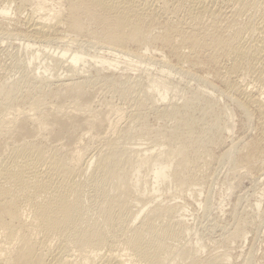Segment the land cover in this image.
Listing matches in <instances>:
<instances>
[{
    "label": "bare ground",
    "instance_id": "bare-ground-1",
    "mask_svg": "<svg viewBox=\"0 0 264 264\" xmlns=\"http://www.w3.org/2000/svg\"><path fill=\"white\" fill-rule=\"evenodd\" d=\"M261 5L0 0V37L19 41L27 54L18 80L0 78V264H231L230 249L206 253L200 238H189L184 203L156 202L154 194L167 183L177 199L201 195L197 151L205 146L190 115L178 114L197 107L202 131L223 145L219 120L227 135L230 115L212 91L255 120V135L230 147L238 156L233 178L250 174L264 184ZM82 45L101 52L90 77L79 68L88 64ZM40 55L52 63L41 64L43 72L32 67ZM150 67L160 68L159 77L150 78ZM48 70L54 73L45 76ZM135 71L144 74L140 84H130ZM171 73L211 92L185 87L179 103L177 87L165 80ZM102 90L124 107L112 106L107 95L94 101ZM148 113L174 125L149 129ZM141 138L149 147H140ZM260 259L264 264V253Z\"/></svg>",
    "mask_w": 264,
    "mask_h": 264
},
{
    "label": "rangeland",
    "instance_id": "rangeland-1",
    "mask_svg": "<svg viewBox=\"0 0 264 264\" xmlns=\"http://www.w3.org/2000/svg\"><path fill=\"white\" fill-rule=\"evenodd\" d=\"M263 6L264 5H261V8H263ZM23 16H25L24 12L21 17ZM0 39V78L2 77L8 81H16L23 72L22 64L27 59V54H25L26 52H24L22 47L19 46V44H21L19 41H14L11 39L5 40L1 37ZM82 46H80L81 49L79 47V50L84 56H87L84 59L88 60V64L86 63L84 67L79 66V68H83V70H85L82 73L83 76L88 77L90 74V76H93V69H91L90 66L91 64L99 66L97 63H95L99 60L95 58V56H99L98 53L101 54V52H98L97 50L88 46ZM59 47L61 49L63 48V46L61 47L60 45ZM66 48L78 50L77 45L70 43H68ZM56 53L58 54L59 50L54 51V48H52L50 54ZM92 57H94V59H91ZM45 61H47L46 63L48 65L52 64L51 62H48L47 57L40 55L37 60L32 62V67L35 66L34 68H38L40 72H43L40 67L41 64L45 63ZM85 66L87 68H85ZM141 67L142 69L144 68L143 66ZM150 69L151 72L149 73L153 76H150V78L159 77L160 68L150 67ZM56 71H58L57 74H61L63 72L61 69ZM137 72L138 71L131 72V76H137V78L130 81V84L141 83L139 76L142 77L144 74L141 75V71L138 73ZM52 73L54 72H50V70H48V72L45 73V76H48ZM165 80L177 87L179 93L176 95L177 100L175 99V101L179 103L183 101V99L178 100L181 95L183 98H186L187 96V91H182L185 90V87L191 89H196L198 87V90L200 87L199 91L201 92H203L202 89L205 90L204 87H206H203V85L201 86L197 83L196 85L192 80L187 78L184 79L183 77L172 73L171 75L169 74V76L167 75ZM209 90L210 89L206 88L203 94L206 95V92L210 93L211 90ZM101 94L107 95L109 97V101L111 102L112 106H123V101H121V99L116 94L108 90H102V93L98 92L94 98V101L100 100L102 97ZM210 94L211 98H214V100L218 102L219 108L225 107L228 108L229 111L228 113L230 116L227 118V123L231 128L229 133L225 135L219 132L225 126V122L223 120H219L220 122L218 125V139L224 140V146H216V144H213L209 133L202 131V123L196 122L201 119L197 107L186 111H179L178 114L179 116L184 114L190 115V117L195 121L193 128L196 132L200 133L202 141L201 144L205 146V149H201L200 152L197 151L199 168L196 171L198 186H196L195 189H198V192H201V195L197 196L196 193L192 196V200L188 201H184L179 198L177 199V196H174V190L170 188V185L163 183L160 193L154 194L155 196H158L155 201L157 202L158 200H164L165 198L166 200L168 199V201L171 199L173 202H181L185 204L186 210L188 211L185 214L186 219L188 224H190L193 229L192 232L194 231L193 235L189 238H200L202 243H204L206 246L203 250L204 252L207 253L208 251L213 250L216 253L218 250L219 252L217 253H221L230 249L233 254L231 257V264H262L260 257L264 253V184H262L263 182L261 181H256V179L250 174L236 179H234L232 176L234 173V164L237 161L238 156L235 152H231V150H233L231 148L234 147V144H236L240 138L242 141H244L255 135V120L254 117H251L249 120H247L237 108L231 105V103L228 101L222 99L217 95V93L212 91ZM157 104H160V101H158ZM148 117L147 128L149 129L159 131L164 125H167L168 127H172L174 125V120L172 119H169L167 122L155 120L154 116L150 113H148ZM112 137H115V135ZM124 143L131 144L132 141H124ZM138 143H141L140 147L142 148L149 147V141L146 138H141V141ZM89 145L91 147L95 146L92 142H89ZM226 149L227 152L229 151V154L227 157L223 158L222 156L226 153ZM261 180L264 181V178ZM147 182L148 185H146V187L148 188L149 186L151 188V179H148ZM230 183H234V185L229 186ZM258 200H262V202H260L259 209H256L255 207ZM199 204H201V206H199ZM205 204L208 206L207 210L202 208V205ZM212 226L214 227L213 229ZM219 228H221V230ZM244 231L246 232V239L243 238ZM204 252L203 254L205 256L206 254Z\"/></svg>",
    "mask_w": 264,
    "mask_h": 264
}]
</instances>
